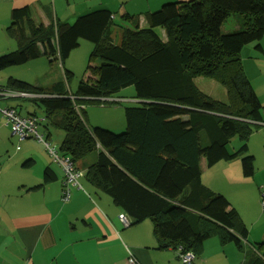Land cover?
Instances as JSON below:
<instances>
[{
  "label": "trees",
  "instance_id": "trees-1",
  "mask_svg": "<svg viewBox=\"0 0 264 264\" xmlns=\"http://www.w3.org/2000/svg\"><path fill=\"white\" fill-rule=\"evenodd\" d=\"M215 13L239 14L247 21L217 34L207 24ZM49 14L44 27L29 7L13 11L7 33L17 47L0 57V72L42 55L51 63L58 57L65 61L81 40L95 45L90 64L97 62L89 64L91 74L75 93L61 81L45 88L9 77L0 91L17 95L8 101L22 98L42 109L43 119L36 113L26 117L45 120L63 132L61 155L70 157L79 172L86 171L89 181L113 199L129 219L127 227L150 220L161 246L197 257L207 240L217 238L243 251L246 264H264V244L246 247L247 227L223 195L203 185L200 166L203 158L213 167L242 157L244 175L255 172L247 141L256 123L264 122L263 106L244 73L240 53L251 44L261 49L264 0L169 3L147 15L146 25L125 13L117 18L106 9L79 16L71 24ZM115 29L120 31L118 44ZM157 29L163 30L165 40ZM65 76L70 80L73 75L65 70ZM198 76L216 79L226 88L227 100L202 92L194 82ZM128 88H134L135 100L141 103L125 107L122 132L86 123L88 105L103 104L102 99ZM18 107L8 106L22 116ZM234 138L241 146L231 152ZM32 163L28 160L24 167ZM55 179L46 168L44 184Z\"/></svg>",
  "mask_w": 264,
  "mask_h": 264
},
{
  "label": "crops",
  "instance_id": "crops-1",
  "mask_svg": "<svg viewBox=\"0 0 264 264\" xmlns=\"http://www.w3.org/2000/svg\"><path fill=\"white\" fill-rule=\"evenodd\" d=\"M181 1L189 0H0V55L12 52L17 47L15 40L7 33L16 9L29 7L33 18L44 27L50 22L49 13L54 20L71 24L79 16L100 9L113 12L117 18L125 13L139 18L140 23L146 25L147 15L165 4ZM224 16L215 13L207 24L212 26L211 22ZM231 18L234 25L230 31L247 21L245 17L234 14L226 16L223 22ZM116 31H120H114V42L118 44L120 36ZM260 47L258 49L255 44L244 47L240 59L244 73L263 106L264 121V38ZM113 98L135 104V90H122ZM127 98L132 100L126 101ZM0 104L14 106L8 100ZM32 113L37 114V111L22 112V116ZM38 115L43 119V115ZM100 115L101 112L93 116L88 114L85 121L88 125L100 127ZM118 124H114L113 129L122 132L121 118ZM256 126L247 141V154L254 157L255 172L252 177L244 175L242 157L220 162L213 167H208L204 158L200 163L203 185L215 194L223 195L247 227L248 242L244 244L248 249H254L252 245L257 243L264 244L261 207L264 193V124ZM43 135L48 140V133ZM10 136L16 138L11 133ZM51 143L59 149L55 143ZM234 144L238 145L229 149L231 152L241 146L240 141ZM43 147L48 159L37 167L38 174H25V178L14 186V192L0 193V264H126L129 253L140 264H183L178 249L158 243L150 220L125 227L119 219L124 211L89 181L86 171H80L78 182L81 188L71 187L69 199L63 201L64 173ZM30 160L33 162L32 170L37 164L32 158ZM92 160L93 157L89 162ZM48 167L55 173L56 179L44 184V171ZM251 194L255 202L253 206L247 199ZM256 255L261 257L259 253ZM247 261L248 257L235 245H223L217 238H211L205 242L204 252L197 257L196 264H246Z\"/></svg>",
  "mask_w": 264,
  "mask_h": 264
},
{
  "label": "rangeland",
  "instance_id": "rangeland-1",
  "mask_svg": "<svg viewBox=\"0 0 264 264\" xmlns=\"http://www.w3.org/2000/svg\"><path fill=\"white\" fill-rule=\"evenodd\" d=\"M223 19H226V16L216 20L219 21V23H216V21L211 22L212 26L210 30L217 34H222L232 30L231 27L234 25L232 18L226 23L223 22ZM208 21L207 23H209ZM157 33L161 38H163L164 40L166 39L163 30L157 29ZM116 34L118 35V37L120 36V33L118 31H116ZM118 37H115V40L117 42H119L120 39H118ZM94 49L95 45L93 43L86 40H81L79 47L73 50L70 56L65 61H62L58 57L53 61V63H51L50 59L47 56L42 55L37 59L30 60L24 65L10 67L0 72V86H4L9 77H13L18 80H22L30 84L42 86L45 88H49L54 83L61 81L65 84L67 90L70 93H75L78 89L79 83L82 80H86L90 76L91 72L89 70V66L95 65V63L97 62V60L93 59L90 64L91 55ZM3 55H0V57ZM65 70L72 73L73 76L70 80L66 79ZM194 82L202 92L213 97L214 99H218L221 101L227 100L226 88L223 87L216 79L198 76L194 79ZM125 100L128 101L132 99L127 98ZM9 102L14 106L19 105L18 108L23 113L33 112L36 110L37 114H42V109L34 108V105L32 106V103L29 102V100H22V98H17L11 99L9 100ZM101 102L103 104L88 105L86 107L87 115H85V118H87L86 116H88V114L90 116H93L97 112H101L99 122L102 127L100 126V128L112 132H117L118 130L113 129V125H119L118 123L121 118V126L123 125V128L125 129L126 121L124 111L125 107L129 106V103L127 104L125 102H117L120 104L107 105L105 103L116 101H108L106 99H102ZM89 126L93 127L95 125H91L89 123ZM114 128L117 127L115 126ZM47 129L51 134V139L49 138V141L55 143L59 147L63 140V132L57 130L51 124L48 125L45 120H41L38 128L39 133L45 134L47 132ZM118 132L120 133L121 131ZM10 133L11 129L0 113V193L7 194L9 192H14V190L16 189L14 186L22 181V178H25V174H38L37 167L41 165V162L44 159H48L43 145L38 141L27 139L23 142H20L18 138H11ZM232 142L233 143L232 145H230L229 149H231L233 146L235 147L236 145H238L234 143H239L237 139H234ZM31 154L33 156H31ZM30 158H32L35 164H37L36 168H33L32 170H30L31 168L23 166V164L26 161L30 160ZM251 196L252 194L248 195L247 199L251 204L253 203L251 205L253 206L255 202ZM235 201L236 199H234V202ZM262 220L264 222V218H262Z\"/></svg>",
  "mask_w": 264,
  "mask_h": 264
},
{
  "label": "built area",
  "instance_id": "built-area-1",
  "mask_svg": "<svg viewBox=\"0 0 264 264\" xmlns=\"http://www.w3.org/2000/svg\"><path fill=\"white\" fill-rule=\"evenodd\" d=\"M17 94L0 91V102L10 99ZM21 96H31L27 94H21ZM33 96V95H32ZM35 97V96H33ZM74 98H72L73 100ZM0 113L5 118L7 125L11 127V135L18 138L20 142L27 139H35L41 142L52 158L53 162L62 168L64 173L63 180V201H67L70 197L71 187L81 188L78 179L81 173L77 170L76 165L73 163L70 157L61 155L59 149L55 148L51 142H49L43 134L39 133L40 118L37 117H23L20 116L16 110L10 109L0 104ZM262 214L264 215V193L261 200ZM119 219L122 224L127 227L129 225V219L122 213L119 215ZM179 259L183 264H196L197 256L193 252H183L181 248L177 250ZM126 264H140L137 259L129 253Z\"/></svg>",
  "mask_w": 264,
  "mask_h": 264
},
{
  "label": "clouds",
  "instance_id": "clouds-1",
  "mask_svg": "<svg viewBox=\"0 0 264 264\" xmlns=\"http://www.w3.org/2000/svg\"><path fill=\"white\" fill-rule=\"evenodd\" d=\"M107 100L108 101L123 102V103L125 102V101H121V99H116V98L115 99L114 98H108ZM135 103H141V102L136 100ZM129 104H134V103H129Z\"/></svg>",
  "mask_w": 264,
  "mask_h": 264
},
{
  "label": "bare ground",
  "instance_id": "bare-ground-1",
  "mask_svg": "<svg viewBox=\"0 0 264 264\" xmlns=\"http://www.w3.org/2000/svg\"><path fill=\"white\" fill-rule=\"evenodd\" d=\"M256 124H257V125H258V124H264V122H258V123H256Z\"/></svg>",
  "mask_w": 264,
  "mask_h": 264
}]
</instances>
